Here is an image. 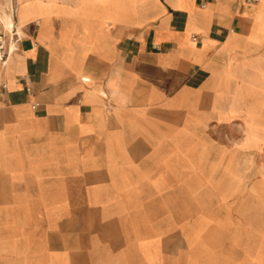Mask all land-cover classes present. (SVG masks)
Listing matches in <instances>:
<instances>
[{"label": "crops", "instance_id": "obj_1", "mask_svg": "<svg viewBox=\"0 0 264 264\" xmlns=\"http://www.w3.org/2000/svg\"><path fill=\"white\" fill-rule=\"evenodd\" d=\"M6 14L0 264H264V194L206 192L207 153L227 170L264 143V0ZM238 120L240 146L205 143Z\"/></svg>", "mask_w": 264, "mask_h": 264}, {"label": "rangeland", "instance_id": "obj_2", "mask_svg": "<svg viewBox=\"0 0 264 264\" xmlns=\"http://www.w3.org/2000/svg\"><path fill=\"white\" fill-rule=\"evenodd\" d=\"M8 1L0 0V17L3 21L5 16L9 17L6 14ZM206 129V144L240 146L243 139V126L240 120L229 125L209 124ZM229 129L237 130V136H229ZM250 148L249 150L252 152L238 154L248 157L247 162H238L234 168L227 170L213 169L212 162L216 159L217 154L207 153V174L210 173V176H207L206 179V192L264 194V143Z\"/></svg>", "mask_w": 264, "mask_h": 264}, {"label": "built area", "instance_id": "obj_3", "mask_svg": "<svg viewBox=\"0 0 264 264\" xmlns=\"http://www.w3.org/2000/svg\"><path fill=\"white\" fill-rule=\"evenodd\" d=\"M247 1L257 3L259 0ZM19 42L20 37L16 31L8 29L0 17V69L5 68L12 49L15 50Z\"/></svg>", "mask_w": 264, "mask_h": 264}, {"label": "bare ground", "instance_id": "obj_4", "mask_svg": "<svg viewBox=\"0 0 264 264\" xmlns=\"http://www.w3.org/2000/svg\"><path fill=\"white\" fill-rule=\"evenodd\" d=\"M260 1V0H259ZM258 1V2H259ZM5 21H4V24H5V26L7 27V28H9L11 25H12V18H11V16H9L8 18H6V16H5Z\"/></svg>", "mask_w": 264, "mask_h": 264}]
</instances>
